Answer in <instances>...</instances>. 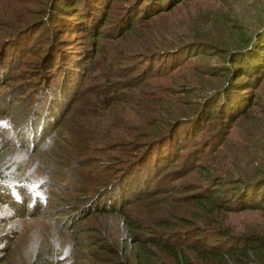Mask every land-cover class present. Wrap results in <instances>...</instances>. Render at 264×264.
<instances>
[{
	"label": "rangeland",
	"instance_id": "rangeland-1",
	"mask_svg": "<svg viewBox=\"0 0 264 264\" xmlns=\"http://www.w3.org/2000/svg\"><path fill=\"white\" fill-rule=\"evenodd\" d=\"M41 1L45 0H0V38L20 34L19 30H26L29 35L25 45L20 46L16 61L13 56L8 58L11 65L5 66L6 75L0 80V135L3 137L0 139V182L9 187V191L0 190V264H136L134 236L124 231V216L112 207L118 202L120 206L125 205V201L108 202L110 207L96 211L94 207L88 209L87 199L96 200L104 179L119 160L127 157L129 148L136 142L131 134L147 133L150 120L158 110L159 118H156L165 119L167 114L163 113L162 106L171 98L172 87L177 96L183 94V88L191 89L187 97L191 103L196 96L210 91L217 77L207 74L203 68L222 63L224 56L221 54L225 52L220 48L233 46L239 26L248 30L254 24L261 0L188 2L163 17L139 20L135 30L121 39L102 33L97 53L91 50L86 54L85 49L94 40L79 32L82 28H68L66 31L73 38L83 39L71 40L72 49L80 48V58L68 53L73 75L71 83L61 92L57 104L47 111L53 115L47 120L45 116L42 118L46 124L39 129L37 117L39 121L30 131L25 129L24 119L16 118L24 110L38 105L29 100L36 90L34 82L30 81L26 87L22 81L32 78V72L36 71L31 67L35 65L28 61L34 56L35 37L40 34L36 28L39 14L44 12L38 8ZM107 1H110L107 16L104 22H98L100 32L110 29L119 19L124 20V15L118 19L116 15L132 0ZM101 2L99 0V4ZM90 7L93 17V9L103 8L102 5ZM95 24L91 20L87 22L92 30ZM167 26L171 35L161 33ZM189 40L218 47H211V56L185 59L182 68L151 78L144 84L128 79L134 76L131 69L117 79V74L127 69L134 57H125V54L167 48ZM41 65L38 62L36 67ZM107 75L110 76L108 81ZM127 81L131 83L126 87ZM113 82L120 83L117 89H113ZM54 84L59 87V79ZM110 86L115 91L110 92ZM262 86L263 83L259 90ZM260 96L262 106L229 127L227 141L222 147L216 151L217 144L216 148L205 152L206 166L215 176H225L219 169L224 167L240 168L242 173L252 175L253 170L264 163V92ZM184 110L185 107L177 102L176 109L168 113V119ZM13 111L18 116H10ZM21 129L24 130L18 133ZM170 171V166L161 170L157 174L163 177L161 185H150L149 190L152 187L167 190L179 183L185 185L178 190H185L190 182L194 186L206 183L202 182L201 172L193 174L192 179L189 176L175 178ZM11 187L21 192L12 195ZM167 194L158 195L155 200L170 201L180 195L171 193L170 198ZM132 197V194L127 196L128 199ZM139 205L140 202L125 205V214L144 219L137 213ZM212 219L221 220L218 215ZM227 221L239 230L244 225L261 224L264 217L261 213H251L230 216ZM169 222L171 227H177L174 219ZM146 235L149 237L144 238L152 236Z\"/></svg>",
	"mask_w": 264,
	"mask_h": 264
},
{
	"label": "trees",
	"instance_id": "trees-1",
	"mask_svg": "<svg viewBox=\"0 0 264 264\" xmlns=\"http://www.w3.org/2000/svg\"><path fill=\"white\" fill-rule=\"evenodd\" d=\"M84 1H87V5ZM84 1L45 0L38 5L39 11L44 9V12L38 18L36 30L40 34L35 37L34 56L31 62L28 61L35 65L31 67L36 71L32 72V78L22 81L26 87L30 81L34 82L36 90L30 94L29 100L38 105L24 110L19 116L15 111L10 114L18 116V120L24 119L25 129L32 131L39 120L38 128L43 127L46 123L42 118L45 116L47 120L53 115L47 111L57 104L61 92L71 83L73 75L68 64V53L80 58V48L72 49L71 40L83 39L73 38L67 33L68 28H82L79 32L94 40V46L90 43V47L85 49L86 54L91 50L97 53L102 33L106 32L107 36L114 34L121 39L135 30L139 20L163 17V14L174 8L196 0H132L116 15L117 19L124 15V20L119 19L110 29L104 28L102 32L98 22H104L110 1L102 0L100 4L99 0ZM91 5H102L103 8L93 9V17L89 9ZM88 20L92 24L96 23L93 30L87 26ZM253 23L248 30L239 26L240 30L235 35L237 42L231 48H220L225 52L221 54L224 56L221 64L203 68L207 74L217 77L214 78L210 91L196 96L191 103L187 100L191 89L183 88V94L177 96L172 87L171 98L162 106L163 113L167 114L165 119H158V110L157 115L150 120L147 133L140 136L131 134L136 142L132 143L127 157L119 160L104 179L101 190L97 191L96 200L87 199L88 209L94 207L96 211L105 206L110 207L108 202L111 201H125V205L140 202L137 213L144 219L128 215V212L125 214V205L120 206L119 202L112 206L124 216V231L134 236L132 245L134 252L136 251V264H264V222L257 226L244 225L235 230V227H231L232 223L227 221L230 216L251 213H261L264 217V163L254 169L252 175L242 173L240 168H219L225 172V176L218 177L210 172L204 161L207 150L219 145L218 151L227 141L229 127L237 119L246 117V114L262 106L260 95L264 92V0L257 7V19ZM17 32L20 34L0 38V80L6 75L5 66L11 65L8 64V58L13 56L16 61L20 46L25 45V40L29 37L26 30ZM161 33L171 32L167 26ZM210 46L216 49L218 47L216 44ZM211 47L198 40H189L167 48L125 54V57H134L128 68L117 74V79L123 78L125 72L131 69L134 76L128 79L144 84L151 78L162 77L182 68L185 66L182 65L185 59L211 56ZM123 57L121 54V58ZM38 62L42 64L40 68L36 67ZM56 79H59V87H55ZM109 79L110 76L107 75L106 81ZM131 82L127 81L126 87ZM261 83L263 86L259 90ZM117 85L120 83L113 82V89H117ZM111 88L112 86L110 92L115 91ZM177 102L185 107L184 112L168 119V113L176 109ZM22 130L24 129L18 133ZM0 139H3L2 135ZM168 166L171 168L169 174L175 178L189 176L193 179V174L201 172L202 182L206 183L194 186L190 182L185 190H178L185 185L183 183L173 184L167 190H154L153 187L149 190L150 185H161L163 177L159 178L157 174ZM4 185V182H0V190L9 191V187ZM10 189L12 195L21 192L20 189ZM164 192L170 198L171 193L180 195L170 201L165 198L155 200L158 195H165ZM131 194L133 197L128 199L127 196ZM158 203L163 204L156 206ZM217 215L221 220L212 219ZM172 219L178 223L174 224L177 225L176 228L170 226L169 220ZM222 221L226 223L223 224ZM146 234L152 236L144 238L149 237Z\"/></svg>",
	"mask_w": 264,
	"mask_h": 264
}]
</instances>
